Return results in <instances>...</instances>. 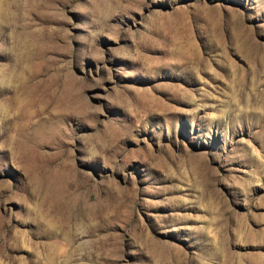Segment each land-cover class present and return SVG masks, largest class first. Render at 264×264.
Instances as JSON below:
<instances>
[{"label":"rangeland","instance_id":"374dc122","mask_svg":"<svg viewBox=\"0 0 264 264\" xmlns=\"http://www.w3.org/2000/svg\"><path fill=\"white\" fill-rule=\"evenodd\" d=\"M0 264H264V0H0Z\"/></svg>","mask_w":264,"mask_h":264}]
</instances>
